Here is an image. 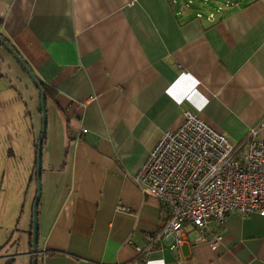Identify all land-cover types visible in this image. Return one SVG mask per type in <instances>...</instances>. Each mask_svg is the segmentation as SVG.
I'll return each instance as SVG.
<instances>
[{"label": "crops", "instance_id": "obj_1", "mask_svg": "<svg viewBox=\"0 0 264 264\" xmlns=\"http://www.w3.org/2000/svg\"><path fill=\"white\" fill-rule=\"evenodd\" d=\"M193 1L0 0L1 37L57 91L54 136L61 134L50 167L57 181L29 260L264 264L258 213H231L216 247L185 243L175 253L162 242L146 262L135 248L159 229L162 214L133 175L186 108L233 142L251 127L264 140V0H234L210 20L197 17L209 10L203 0Z\"/></svg>", "mask_w": 264, "mask_h": 264}, {"label": "built area", "instance_id": "obj_2", "mask_svg": "<svg viewBox=\"0 0 264 264\" xmlns=\"http://www.w3.org/2000/svg\"><path fill=\"white\" fill-rule=\"evenodd\" d=\"M203 4L209 10H200L197 17L210 20L239 3L203 0ZM258 131L251 127L244 140L233 142L186 108L181 125L163 133L133 175L141 191L159 201L162 214L161 225L147 235V244L135 245L143 261L162 242L175 253L185 243L216 247L231 213L264 216V140Z\"/></svg>", "mask_w": 264, "mask_h": 264}, {"label": "rangeland", "instance_id": "obj_3", "mask_svg": "<svg viewBox=\"0 0 264 264\" xmlns=\"http://www.w3.org/2000/svg\"><path fill=\"white\" fill-rule=\"evenodd\" d=\"M0 264H30L24 255L30 249V231L33 227L34 202L38 195L35 146L45 127L41 95L38 87L21 63L0 44ZM20 102L19 104H16ZM57 110L47 106L46 138L43 143L41 199L37 218L41 217L50 189L57 181L50 172L56 155L55 138ZM61 124L58 119V128ZM13 255V256H12Z\"/></svg>", "mask_w": 264, "mask_h": 264}, {"label": "water", "instance_id": "obj_4", "mask_svg": "<svg viewBox=\"0 0 264 264\" xmlns=\"http://www.w3.org/2000/svg\"><path fill=\"white\" fill-rule=\"evenodd\" d=\"M0 41L10 50V52L16 57V59L21 63V65L24 67V69L28 72V74L33 79L34 83L38 87L41 95V102H42V112L43 116L45 118V127L43 129L42 135L39 139L38 145H37V181L39 185V191L38 195L34 202V223L32 227V250L34 253H37L38 249V242H39V234H40V227H39V219L37 218L38 215V208H39V202L41 199V175H42V156H43V143L45 140V131H46V124H47V99L45 96V93L43 91V88L41 86V83L39 79L37 78L36 74L33 72V69L29 66V64L23 59V57L17 53L9 44L5 41L3 37L0 35ZM32 264H38V259L34 258L32 261Z\"/></svg>", "mask_w": 264, "mask_h": 264}, {"label": "trees", "instance_id": "obj_5", "mask_svg": "<svg viewBox=\"0 0 264 264\" xmlns=\"http://www.w3.org/2000/svg\"><path fill=\"white\" fill-rule=\"evenodd\" d=\"M5 41L9 44V46H11L17 53H19L17 51V49L14 47V45L11 44V42L8 40V39H5ZM0 44L4 45L1 41H0ZM20 54V53H19ZM21 55V54H20ZM22 56V55H21ZM38 78V77H37ZM39 79V78H38ZM40 83H41V86L43 88V91L45 93V96H46V99H47V103L49 102H55V96L57 94V91L51 87L50 85H48L47 83H45L44 81H42L41 79H39ZM46 138V137H45ZM38 145V144H37ZM29 241H30V246L32 248V230L30 231V238H29ZM34 258H37L38 259V264H39V258L37 255H34L32 256L31 258V264H32V261ZM14 263V259L12 258L11 261H9L8 264H13Z\"/></svg>", "mask_w": 264, "mask_h": 264}, {"label": "flooded vegetation", "instance_id": "obj_6", "mask_svg": "<svg viewBox=\"0 0 264 264\" xmlns=\"http://www.w3.org/2000/svg\"><path fill=\"white\" fill-rule=\"evenodd\" d=\"M32 230V229H31Z\"/></svg>", "mask_w": 264, "mask_h": 264}]
</instances>
